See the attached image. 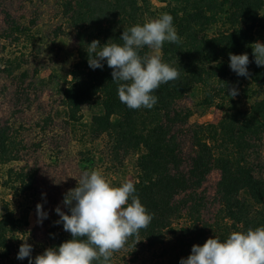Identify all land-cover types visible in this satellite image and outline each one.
I'll return each mask as SVG.
<instances>
[{
  "label": "trees",
  "instance_id": "obj_1",
  "mask_svg": "<svg viewBox=\"0 0 264 264\" xmlns=\"http://www.w3.org/2000/svg\"><path fill=\"white\" fill-rule=\"evenodd\" d=\"M10 1L0 0V97L13 102L0 120V264L29 260L17 255L22 239L30 238L35 155L45 149L52 167L72 151L75 156L63 212L70 214L63 199L82 173L99 170L115 186L129 177L154 213L140 241L130 238L112 264H180L193 245L264 226V66L256 65L250 47L264 43V0H59L54 39L72 47L42 79L37 70L30 73L24 52L30 43L40 53L35 21L13 17ZM161 13L172 15L182 42H165L158 52L145 46L140 54L161 55L180 77L153 93L158 102L152 109L132 110L120 102L106 60L93 70L86 50L95 39L101 46L110 39L122 44L124 30ZM229 53L248 54L249 77L230 69ZM232 87L235 98L228 95ZM38 88L50 89L54 99L31 128L20 116L39 100ZM211 108L215 121H199ZM36 128L37 137L27 138ZM213 172L219 179L210 193L205 187ZM58 220L56 213L43 224L44 249L72 238Z\"/></svg>",
  "mask_w": 264,
  "mask_h": 264
},
{
  "label": "clouds",
  "instance_id": "obj_2",
  "mask_svg": "<svg viewBox=\"0 0 264 264\" xmlns=\"http://www.w3.org/2000/svg\"><path fill=\"white\" fill-rule=\"evenodd\" d=\"M120 40L122 44L110 39L103 46L98 39L93 40L86 50L89 67L103 68L102 61L106 60L113 70L112 81L118 85L120 102L132 110L152 109L158 102L153 93L162 84L178 80L180 72L159 54L140 53L145 46L158 52L165 42H182L173 17L161 13L158 18L124 30ZM250 47L256 65L264 66V43L257 41ZM229 59L233 72L250 76L247 53H229ZM238 94L237 88L228 89L231 98ZM63 204L70 214L57 207L60 220L56 223H62L72 238L58 248H47L35 257L34 264H112L113 254L122 250L130 238L138 243L140 231L147 229L154 217L136 194L133 181L125 180L115 186L99 170L84 171L77 186L65 194ZM36 207L42 222L47 213L41 204ZM22 240L25 242L20 245L17 259L28 258L29 264H33L32 246L27 239ZM180 264H264V226L233 231L224 241L215 236L202 246L193 245L191 254L182 258Z\"/></svg>",
  "mask_w": 264,
  "mask_h": 264
},
{
  "label": "rangeland",
  "instance_id": "obj_3",
  "mask_svg": "<svg viewBox=\"0 0 264 264\" xmlns=\"http://www.w3.org/2000/svg\"><path fill=\"white\" fill-rule=\"evenodd\" d=\"M58 1L59 0H12L10 1V4H8V8H10V12L13 17L19 19L23 16L26 19L25 23L31 19L35 21L34 33L36 38H39L38 42L41 47L38 52L40 53H37L35 48H33L30 43L28 45H25L24 52L27 56V66L30 73L34 70L38 71V74L36 75L37 79L47 77L50 73V68L52 66L53 60L60 61L61 59H65L67 53L72 47L71 41L64 40L63 44H59L54 39V28L59 24L57 17ZM1 21L2 15L0 14V26ZM38 90L43 93L41 95H38L39 100L37 101V103L36 101H34L35 103L32 108L30 110L24 111V113H22L20 116L21 121L27 123L28 125L33 122L30 125L31 128L35 123L34 121L37 120V118L40 116V108L46 104H51V101L54 99V96L49 91L50 89L38 88ZM9 98V95H3L0 97V120L5 121V119L9 116L11 109L13 108V105H11V103L13 102H11V99ZM217 114V110L211 108L205 116L199 118L198 120L201 122H213L215 121ZM38 132V128L31 129L27 133V138H36ZM65 143L66 142L64 140L62 142L64 148H70V146L72 145V143L66 145ZM68 154L69 155H65L66 161L61 164L60 167L51 166V161L48 158L49 151L46 149L43 151H39L35 155L37 159V167L39 169L36 190L37 197L34 203L35 210L30 211L27 218L28 231L30 232V238L29 240H27V243L32 246L33 254L31 257L33 264L35 257L42 254L46 250L44 249L46 228L43 226L46 219H43L42 222L39 221L36 206L37 204H41L43 206V211L47 213L48 219L56 215L55 209L59 207L61 195L68 187L69 178L74 175V172H72V170H74V167H76L73 151L72 153ZM30 162H34L33 154L30 155ZM218 179V173L213 172L205 188H208L210 192L213 183ZM128 180H130L129 177ZM26 264H29V260L28 262H26Z\"/></svg>",
  "mask_w": 264,
  "mask_h": 264
}]
</instances>
